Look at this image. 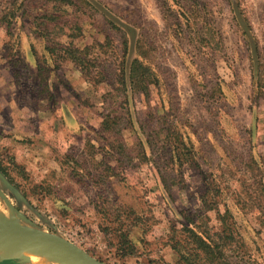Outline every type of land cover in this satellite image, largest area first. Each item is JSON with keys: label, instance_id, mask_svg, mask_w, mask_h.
Returning <instances> with one entry per match:
<instances>
[{"label": "rangeland", "instance_id": "1", "mask_svg": "<svg viewBox=\"0 0 264 264\" xmlns=\"http://www.w3.org/2000/svg\"><path fill=\"white\" fill-rule=\"evenodd\" d=\"M76 1L55 36L81 26L91 79L69 61L40 74L34 36L17 45L6 16L22 0H0V151L22 167L14 183L0 173V229L56 233L111 264H264V0ZM135 57L155 74L148 95ZM16 249L0 264H44L3 258Z\"/></svg>", "mask_w": 264, "mask_h": 264}, {"label": "trees", "instance_id": "2", "mask_svg": "<svg viewBox=\"0 0 264 264\" xmlns=\"http://www.w3.org/2000/svg\"><path fill=\"white\" fill-rule=\"evenodd\" d=\"M98 2L95 1L93 5L97 9L99 8ZM93 3V2H92ZM18 6L10 9L6 16L12 21H20L21 26L19 32L13 35L16 40L17 45L23 43V37H33V40L28 41L29 48L34 55L37 63L38 70L40 74L42 72H49V67L53 66L58 69L60 64L69 61L81 67L82 72L87 78L91 79L93 72L91 69L87 68V63L89 62L88 55L90 49L93 47L91 45H86L81 48L74 41L76 38L82 36V28L77 25L75 28L79 32H63L61 35L55 36L54 28H61L63 25L62 19L63 15L69 14V10L65 7H71V9H78L82 7V3L76 0H22ZM237 19L239 22L246 27L245 19L241 18L240 13H237ZM11 24V21L8 22ZM26 28L30 29V33L26 32ZM71 30L72 26L69 27ZM25 33V34H23ZM66 35L70 40L68 42H63L62 38ZM58 38V40H55ZM34 39L36 41H34ZM37 39L39 41H37ZM45 43V46L41 49H37L36 44L39 42ZM127 41L125 42V46ZM252 45V44H251ZM254 51L258 54V49L254 47ZM126 52V51H125ZM85 69V70H84ZM109 69L105 66L103 69H97V72L101 75L105 74V70ZM122 74V73H121ZM120 76V74H119ZM129 79L132 86H138L147 95L149 94V87L151 84L155 83V74L151 70V67L144 63L140 57H135L130 63L129 69ZM122 81H126V77L123 74ZM103 124L106 128H110L108 120H104ZM171 148V146L169 147ZM171 151V149H170ZM22 168L16 163L15 156L9 152L3 153L0 151V173L7 178L10 183L13 182L11 177V172L13 169ZM24 169V168H23ZM21 173V172H19ZM23 177L28 178V175L23 171ZM189 221H192L189 219ZM185 229L189 231L191 236L194 238V243L196 244V250H200V254H211L214 252V241L210 237H206L203 233L199 234L195 232L192 228L185 226ZM119 242L123 243L127 252L133 253L134 246L131 243L129 232H122L119 235ZM128 245L130 248H128ZM218 247V246H217Z\"/></svg>", "mask_w": 264, "mask_h": 264}, {"label": "water", "instance_id": "3", "mask_svg": "<svg viewBox=\"0 0 264 264\" xmlns=\"http://www.w3.org/2000/svg\"><path fill=\"white\" fill-rule=\"evenodd\" d=\"M14 242L38 243L43 248L58 252L70 264H111L97 259L75 242L56 233L17 224L0 229V245Z\"/></svg>", "mask_w": 264, "mask_h": 264}, {"label": "bare ground", "instance_id": "4", "mask_svg": "<svg viewBox=\"0 0 264 264\" xmlns=\"http://www.w3.org/2000/svg\"><path fill=\"white\" fill-rule=\"evenodd\" d=\"M4 217L3 213L0 211V218ZM19 226V225H18ZM5 247H13L14 249L17 248L12 254L9 252L5 254V257L13 258V256L22 253V254H30L33 253L34 256L38 258V260L44 264H51L55 261H62L60 258H63L58 252L48 250L38 245V243L33 242H14L9 244H1L0 249ZM34 250V251H31ZM60 257V258H59Z\"/></svg>", "mask_w": 264, "mask_h": 264}, {"label": "flooded vegetation", "instance_id": "5", "mask_svg": "<svg viewBox=\"0 0 264 264\" xmlns=\"http://www.w3.org/2000/svg\"><path fill=\"white\" fill-rule=\"evenodd\" d=\"M98 259V258H97ZM100 260V259H99ZM102 261V260H101Z\"/></svg>", "mask_w": 264, "mask_h": 264}, {"label": "crops", "instance_id": "6", "mask_svg": "<svg viewBox=\"0 0 264 264\" xmlns=\"http://www.w3.org/2000/svg\"><path fill=\"white\" fill-rule=\"evenodd\" d=\"M37 64V63H36Z\"/></svg>", "mask_w": 264, "mask_h": 264}]
</instances>
